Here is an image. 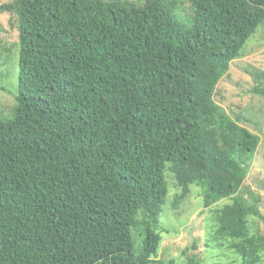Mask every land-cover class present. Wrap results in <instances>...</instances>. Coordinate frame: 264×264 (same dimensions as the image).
I'll return each mask as SVG.
<instances>
[{
    "label": "trees",
    "instance_id": "1",
    "mask_svg": "<svg viewBox=\"0 0 264 264\" xmlns=\"http://www.w3.org/2000/svg\"><path fill=\"white\" fill-rule=\"evenodd\" d=\"M181 3L0 4L18 31L14 104L0 116V264L159 263L167 167L177 201L191 184L204 207L227 198L215 239L264 264L249 225L258 196L240 195L260 137L214 100L264 26V0H190L188 16ZM248 72L264 97V71Z\"/></svg>",
    "mask_w": 264,
    "mask_h": 264
},
{
    "label": "rangeland",
    "instance_id": "2",
    "mask_svg": "<svg viewBox=\"0 0 264 264\" xmlns=\"http://www.w3.org/2000/svg\"><path fill=\"white\" fill-rule=\"evenodd\" d=\"M11 0H0V4ZM142 4L144 0H133ZM179 12L183 16L192 13L190 0H182ZM16 15L0 13V116L11 113L14 104L16 52L18 49ZM241 56L230 63L228 72L217 84L214 100L231 116H244L241 123L257 133L260 143L240 195L249 203L257 199L258 215L249 216L250 232L264 236V97L253 93L254 79L248 71H264V26L249 38L241 49ZM264 128V127H263ZM165 180L168 192L159 215L161 242L157 261L164 264H240L237 254L228 247L227 241L216 240V209L224 205V198L210 207L203 206L202 188L189 185L186 198L176 200L180 192L174 174L167 167ZM263 185L262 189H258ZM256 196V197H257ZM136 234L140 230L137 227ZM153 264V263H152Z\"/></svg>",
    "mask_w": 264,
    "mask_h": 264
},
{
    "label": "water",
    "instance_id": "3",
    "mask_svg": "<svg viewBox=\"0 0 264 264\" xmlns=\"http://www.w3.org/2000/svg\"><path fill=\"white\" fill-rule=\"evenodd\" d=\"M258 187H259L258 189H262L263 188V185H259Z\"/></svg>",
    "mask_w": 264,
    "mask_h": 264
}]
</instances>
